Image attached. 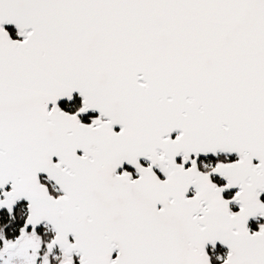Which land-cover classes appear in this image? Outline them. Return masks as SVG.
<instances>
[{"label": "snow or ice", "instance_id": "1", "mask_svg": "<svg viewBox=\"0 0 264 264\" xmlns=\"http://www.w3.org/2000/svg\"><path fill=\"white\" fill-rule=\"evenodd\" d=\"M0 264H264V0H0Z\"/></svg>", "mask_w": 264, "mask_h": 264}, {"label": "flooded vegetation", "instance_id": "2", "mask_svg": "<svg viewBox=\"0 0 264 264\" xmlns=\"http://www.w3.org/2000/svg\"><path fill=\"white\" fill-rule=\"evenodd\" d=\"M250 224L254 225V222L251 221Z\"/></svg>", "mask_w": 264, "mask_h": 264}, {"label": "trees", "instance_id": "3", "mask_svg": "<svg viewBox=\"0 0 264 264\" xmlns=\"http://www.w3.org/2000/svg\"><path fill=\"white\" fill-rule=\"evenodd\" d=\"M221 251H223V250L221 249Z\"/></svg>", "mask_w": 264, "mask_h": 264}, {"label": "water", "instance_id": "4", "mask_svg": "<svg viewBox=\"0 0 264 264\" xmlns=\"http://www.w3.org/2000/svg\"><path fill=\"white\" fill-rule=\"evenodd\" d=\"M251 222V221H250Z\"/></svg>", "mask_w": 264, "mask_h": 264}]
</instances>
